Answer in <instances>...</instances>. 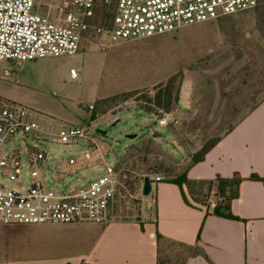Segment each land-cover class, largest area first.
<instances>
[{
  "label": "rangeland",
  "instance_id": "rangeland-1",
  "mask_svg": "<svg viewBox=\"0 0 264 264\" xmlns=\"http://www.w3.org/2000/svg\"><path fill=\"white\" fill-rule=\"evenodd\" d=\"M64 3L36 0L37 11L55 19L63 15ZM6 64H0V101L31 108L54 130L73 125L105 131L94 137L109 153V162L119 160L123 181L112 220L149 221L155 214V206L148 202L153 194L143 195L142 180L177 178L208 141L231 131L264 99V27L257 11L250 10L106 50L91 32L75 55L28 62L13 76L2 78ZM175 75L179 101L167 126L158 123L159 116L140 110L134 100L102 104V114L91 122L86 110L97 98L152 90ZM45 147L59 159L79 158L87 150L84 141L78 146ZM90 165L76 169L75 177L91 174ZM199 198L209 207L217 200L209 189ZM18 226L22 225L0 226V259L46 250L48 231ZM188 255L187 248L161 244L162 264H181Z\"/></svg>",
  "mask_w": 264,
  "mask_h": 264
},
{
  "label": "built area",
  "instance_id": "built-area-1",
  "mask_svg": "<svg viewBox=\"0 0 264 264\" xmlns=\"http://www.w3.org/2000/svg\"><path fill=\"white\" fill-rule=\"evenodd\" d=\"M55 19L37 11L36 0H0V64L72 56L89 33L103 50L120 42L148 39L185 27L213 22L255 9L259 0H65ZM106 12L104 21L100 12ZM72 79L77 72L71 70ZM167 126L171 113L159 112ZM88 126L54 130L43 125L31 108L0 101V226L94 223L112 220L111 209L122 186L119 160ZM79 158L52 157L45 144L80 145ZM92 169L75 177V171ZM124 179L125 176H124ZM156 183L164 181L156 176Z\"/></svg>",
  "mask_w": 264,
  "mask_h": 264
},
{
  "label": "crops",
  "instance_id": "crops-1",
  "mask_svg": "<svg viewBox=\"0 0 264 264\" xmlns=\"http://www.w3.org/2000/svg\"><path fill=\"white\" fill-rule=\"evenodd\" d=\"M27 63L6 64L2 78ZM100 99L104 98L95 102ZM235 175L242 182L234 188L237 196L230 210L239 220L216 215L213 209L221 202L216 184L212 188L199 184ZM187 176L197 183L192 193L185 185L166 181L154 186L148 202L155 206V214L149 221L18 226L48 231L46 250L5 255L0 264H159L163 242L201 250V255L187 256L184 264H264V183L251 180L264 179V100L222 135ZM208 189L217 198L211 199L210 207L199 198ZM158 233L164 238L161 242Z\"/></svg>",
  "mask_w": 264,
  "mask_h": 264
},
{
  "label": "trees",
  "instance_id": "trees-1",
  "mask_svg": "<svg viewBox=\"0 0 264 264\" xmlns=\"http://www.w3.org/2000/svg\"><path fill=\"white\" fill-rule=\"evenodd\" d=\"M64 6L69 9L70 6L64 3ZM257 11V14L259 15V22L263 24L264 27V0H259V5L253 9ZM106 17V12H100L98 14V20H96V23L99 22V19L101 21H104ZM176 78L177 76L171 77L167 83L160 84L155 86L152 90H144V91H129V92H122L119 94H116L114 96L104 98L97 100L94 105L88 106L87 113L90 115L91 122H94L97 120L100 114H102L100 111V106L102 104L105 105H115L119 103H123L129 100H134L137 103V107L140 110H143L144 112L148 114H153L155 116L160 115V111L163 113H170L177 102L179 101L178 96V89L176 88ZM264 100V99H263ZM262 100V101H263ZM260 103V102H259ZM258 103V104H259ZM255 109V108H254ZM252 109V111L254 110ZM220 141V137L213 138L210 141H208L200 151H198L192 158V163L190 165H196L197 163L203 161L206 154ZM189 167V168H190ZM188 168V169H189ZM187 169V171H188ZM187 171H185L183 174L178 176L177 178L173 179L172 181H166L169 183H173L178 185L179 187H183L184 185L187 186L189 191L192 193V190L194 186L197 184L196 182H192L188 179ZM251 180L263 182L264 179H261L257 176H252ZM242 182V178L239 175H235L232 179H221L218 178L216 181H206V182H200L199 184L201 186H207L208 188H212L215 184L217 186V194L221 198V202L214 208L213 212L216 215L228 218V219H234L239 220L237 217L233 216L230 210V203L231 201L237 196V193H235L234 188L239 189L240 183ZM157 183L155 182V179H152V189L149 194V196L153 192V188ZM143 185H144V179L142 180L141 186H142V192H143ZM230 189L231 192L227 194V190ZM185 201L188 203L186 197L184 198ZM157 239L159 242L163 241V237L158 233ZM184 248H187L189 250L188 256H198L201 255V250L198 247H186L182 246ZM186 261V258L183 260L181 264H184ZM159 264H162L161 258H160V252H159Z\"/></svg>",
  "mask_w": 264,
  "mask_h": 264
},
{
  "label": "water",
  "instance_id": "water-1",
  "mask_svg": "<svg viewBox=\"0 0 264 264\" xmlns=\"http://www.w3.org/2000/svg\"><path fill=\"white\" fill-rule=\"evenodd\" d=\"M96 133H99L101 135H105L106 132L105 131H102L100 129H97L96 130ZM133 136H131L132 138ZM151 189H152V180L149 176H146L144 178V185H143V195L144 196H149L150 192H151Z\"/></svg>",
  "mask_w": 264,
  "mask_h": 264
}]
</instances>
